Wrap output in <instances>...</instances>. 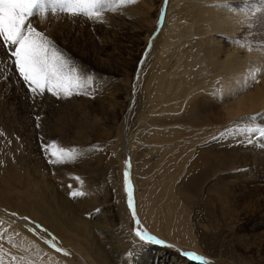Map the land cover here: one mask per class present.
<instances>
[{"label": "rangeland", "instance_id": "obj_1", "mask_svg": "<svg viewBox=\"0 0 264 264\" xmlns=\"http://www.w3.org/2000/svg\"><path fill=\"white\" fill-rule=\"evenodd\" d=\"M164 3L163 0H134L129 4L110 2L104 6L98 19L91 20L83 16H71L59 11L53 13L50 6L46 15L41 16L38 13L31 17L30 22L33 27L53 40L64 51L65 55L71 56L80 72L84 76H91L92 81L86 89L87 94L73 95L71 100L57 99L46 93L42 98L36 100V112H33V106L29 105L26 89L20 81L18 73L10 64L6 50L0 48V139H5L4 143L8 145L10 148L8 151L11 153L9 156L7 150V152L0 150V164L2 156L6 155L7 158H12L13 172L16 173L14 170L19 168L22 171L24 164L22 158L25 157L23 153H26V157L29 156L27 159L28 168L29 166L33 167V160H38L46 166L45 179L40 177L41 174H36L43 182L41 187L44 190H46L45 185H54L53 187L59 195L81 192L83 193L82 197L87 196V199L88 197L95 199L94 206L99 215L96 213L98 217H91V220L97 221V224L101 225L102 228L106 227L95 230L96 226H92L95 238L101 241L100 236L106 234L102 231H109L113 234L112 238L117 237V239H113V243L119 251H122L121 257L119 255L114 256L115 253L109 252L106 264L107 262L108 264H140L146 258H151L154 261L162 256V251L163 254L167 253L166 255L170 256L168 263L171 264H186V262L188 264H203V262L193 261L184 256V252L200 255L207 264H244L240 259L247 262L248 256L255 259V264H264V161H261L264 160V134H262L264 132V108L254 113L236 116L226 121L224 125L213 121L219 129L223 127L227 131L229 134L227 138L234 140L231 143L234 145L231 152L236 153H232L235 162H237V152H240L238 154L240 160L236 163L238 167L218 174L219 177L226 176L224 177V185L217 186L234 191L231 196V204L232 207H235V212H231L233 216L237 214V217L235 218L236 221L228 220L227 215L224 217L228 205H224L217 196L215 197L214 202L218 206L216 210H213L214 212L212 211L215 227L207 234L219 236L216 245L220 250H218L216 258L213 257L215 255L213 252L205 250L203 246L201 249L204 252L201 253L194 249L179 247L167 239H162L150 231L142 222L139 225L141 229L164 241V243L149 244L137 237L138 245L139 241L144 244L139 248L132 242L126 231L125 220L127 216L130 221V228L134 233L137 227L132 216V210L128 206V186L133 189L132 202L139 219V198L136 192L138 181H136L135 171L138 164L137 155L145 151L146 148V142L143 140L141 143L143 136L138 132L143 123L142 112L133 113V103L137 99L136 97H141L142 108H145L147 100L144 98L146 94L154 96L155 76L160 70L167 69L166 65L161 68L165 62L171 68L170 70L167 69L168 71L174 68L173 64L175 63L185 66V69L179 67L178 72L180 73H183L186 68L198 71L200 64L194 66V62L196 59H200L202 52L210 49L215 52V61H221L225 59L226 51H231L233 48L232 51H235L237 55L246 58V62L251 64V69L254 71L249 78L250 81L251 78L253 81L255 80L252 82L253 85L251 84L250 91H255L256 85L258 83L262 85L264 82V4L261 3V0H228V2L208 0V3L204 4L202 0H171V9L168 15ZM208 4L213 5L218 13L220 10L229 8L233 14L231 20L235 26L231 30L228 29V25L227 28L226 25L225 28L218 26L221 31L215 29L210 32L207 30V26L203 24V20L198 19L192 23V15L197 7L201 8L204 5L207 7ZM122 20L132 23L133 29H131L132 26L124 27L121 24ZM106 21L113 22L110 25ZM230 31L232 32L230 33ZM197 33L198 35H195ZM149 35L152 36L146 40L147 42L144 41ZM201 35L202 38L199 37ZM201 39L207 40L208 45L201 44ZM234 41L238 42L237 46ZM148 42L149 45H147ZM239 48L241 49L238 50ZM222 51H225L224 54ZM246 53L249 54V57ZM128 95L131 97L129 98ZM93 96L95 98H92ZM82 109L86 110V115L80 114ZM171 113L174 112H168V115ZM146 114L147 112H145ZM182 114L176 113L177 117L174 116L175 114H171L170 117L178 121ZM35 115L40 116L38 129L34 119ZM221 115L222 113L218 112V116L221 117ZM85 118H88V123L78 124L80 123L79 120ZM176 125L173 126H179ZM230 125H233L232 128ZM189 128L186 124L181 125L174 134H186L189 132ZM197 128L200 130L199 127ZM84 132L88 139L86 141L81 138ZM15 134L16 136H14ZM239 135L240 137H238ZM14 137L16 138L14 139ZM28 137L32 139L29 140ZM216 137L221 138L220 141L224 139L221 133L217 134ZM183 138L185 139L186 136L184 135ZM201 140L198 138L191 140L188 145L189 149L193 152V142L200 145ZM6 141L12 142L9 145ZM41 141L47 143L55 141L60 147L73 151L76 154L75 159L64 164L50 165L41 152ZM218 144L220 143L218 142ZM201 145L207 146L206 142ZM247 147L249 148L247 149ZM252 150L256 154H251ZM249 151H251L250 154ZM241 152H247L246 154L252 158L242 161ZM15 157L17 158L15 159ZM252 159H254V163ZM259 166L263 167V172L258 169ZM1 167L0 165V172L5 173ZM125 171L129 173L127 184L124 179ZM111 173L118 186L122 184L123 180V193H119L115 189L114 182L110 178ZM85 179L86 181L83 182ZM8 180L3 173H0V189L6 191ZM63 181H66L67 184ZM59 186L61 188L58 189ZM78 187L79 189H77ZM65 188H68V192L64 190ZM34 192L35 187L31 193L34 195ZM207 197L210 198V196ZM68 199L71 200L70 197ZM73 200L75 201L72 198L70 202ZM208 200L206 207L208 209L215 208ZM28 203L30 201L18 198V206H25ZM8 206L10 205L8 204ZM0 212L4 216L10 217L11 222H20L29 231L27 234L33 238L39 237L47 244V241L54 238L56 244L54 249L58 254L67 253L65 257L71 264H99L84 255L75 253L77 252L74 247L75 243H71L70 237L67 238L68 235H71L70 232L62 233L63 237H59L48 227L46 228L44 224L36 222L27 213H19L18 215L15 212L17 214H12L6 207L1 208ZM32 212H36V207L33 208ZM100 213L103 214V217H100ZM69 214L66 213L64 223L59 224L64 230L67 228L66 225H69L71 218H74L72 214ZM24 224L34 226L37 230L33 231L37 233L30 235L32 233L29 230L30 227ZM9 227L7 225V228ZM29 236L26 238L32 239ZM57 249H62V251H57ZM29 254L19 260H15V256L8 258L10 260L14 258L15 263L22 264H65L61 261L60 255L50 259L45 256L34 258ZM123 258L124 260H122Z\"/></svg>", "mask_w": 264, "mask_h": 264}, {"label": "bare ground", "instance_id": "obj_2", "mask_svg": "<svg viewBox=\"0 0 264 264\" xmlns=\"http://www.w3.org/2000/svg\"><path fill=\"white\" fill-rule=\"evenodd\" d=\"M223 1L228 2V0H222V2ZM163 2H165V0H163ZM206 2L208 3V0H202L203 4ZM165 8L166 14L168 15L169 10L171 9V0H167ZM232 15L233 14L229 8L220 10V13H218L215 11L213 5L208 4L207 7L206 5L201 6V8L197 7V10L192 15V23L201 19L203 20V24L207 26V30L210 32H213L215 29L221 31L218 26H223L225 28V25L226 28L228 25V29L231 30L232 27L235 26L231 20ZM106 22L110 24L113 21ZM121 22L124 27L132 26V23L130 24L124 20ZM131 29H133V26ZM231 32L232 31H230V33ZM195 35H198V33ZM202 35L204 36V34ZM202 35L199 37L202 38ZM151 36H146L144 41ZM207 40L201 39L200 43L208 45ZM234 42L237 46L238 42ZM147 45H149V42ZM240 49L241 48L238 50ZM232 50L226 51L225 59L221 61H215V52L210 49L202 52L200 59H196L194 62V66L200 64L198 71L186 68L183 73H180L178 72L179 67L185 69V66H181L180 63H172L174 68L171 71H168L167 69L170 70L171 68L168 67L165 62L161 68L166 65L167 69H162L163 72L160 70L161 72L159 71L156 74L157 76H155L156 86L155 93H153L154 96L152 97L151 94H146V97L144 98V100H147L145 108H142L143 101L141 100V97H136L137 99L133 103V113L138 114V112H142L141 118L143 123L139 127L138 132L143 136L141 143L143 140L146 142L145 151H142L141 154L137 155L138 164L135 171L136 181H138L136 184V192L137 197L139 198L140 222L144 223L150 231L159 235L160 238L167 239L179 247L194 249L195 251L202 253L204 251L201 249V246H203L205 250L215 254L213 256L214 258H216L215 256L218 253V250H220L216 245L219 236H212L207 234V232L210 233L215 227V221L212 219L214 217V215L212 217V211L216 210V207L218 208L214 202L215 197L217 196L224 205H228V210L223 215L224 217L227 215L229 218L228 220L230 221H236L235 218L237 217V214L233 216L231 212H235V207H232L231 204V196L234 194V191L226 187L217 186L220 184L224 185V177L226 176L219 177L218 174L238 167L236 163L240 160V157L238 156L240 153L239 151L237 152V162H235L232 155V153L234 154L235 152H231L234 149V145L231 144L234 140L227 138L229 135L227 131L223 129V127H220L219 129L214 122L224 125L226 121L231 120L236 116L246 113H254L259 111V109L264 108V82L262 85L258 83L255 91H250L251 84L255 81H253L252 78L251 81L249 79L254 72L251 69V64L246 62V58L237 55V53ZM224 52L222 51L223 54ZM246 54L247 56L249 55L248 53ZM128 97L130 98L131 95H128ZM129 98L127 99L129 100ZM71 99L72 98H69V100ZM145 112H147L148 115H145ZM168 112H174L171 114H175V117H177L176 113H179L180 115L181 113L183 114L178 121H175L170 117L171 114L168 115ZM218 112L222 113L221 117L218 116ZM80 114L86 115V110H83ZM79 121L80 123L78 124H86L89 122L88 118ZM175 124L179 126L176 125L177 127H174L173 125ZM185 124L190 127L189 132H185L186 134L181 132L182 135H175L174 133L178 130L177 128ZM197 127H199L200 130H198ZM219 133L223 134V141H220L221 138L219 139L216 137ZM184 135L186 138L182 139ZM14 136H16V134ZM238 137H240V135ZM15 138L16 137H14V139ZM81 138L85 141L88 140L85 132ZM197 138L198 140L203 138V140L200 141V145H196V143L193 142L192 146L194 151L192 152L188 147L189 142ZM28 139L31 140L32 138L28 137ZM4 140L0 139V150L8 151L10 148H8V145H5ZM11 142L6 141L8 144ZM205 142L207 146L201 145ZM218 142L220 144H218ZM15 144H17L16 141ZM137 145L139 146V144ZM248 148L249 147H247V149ZM253 151L254 150H252V153L249 151V154H256V152L253 153ZM21 153L23 152L21 151ZM246 153L247 152H241L242 161H246L247 158H252ZM8 154L11 156L10 151H8ZM23 154L25 156L22 158L24 159L23 170L20 171V168L16 169L14 170L16 173L13 172L12 158H7L6 155L1 158L0 165L3 167L1 168L5 173H0H3L5 177L9 179V182L7 183L6 191L0 189V210L1 208L6 207L12 214L15 212H17L18 215L19 213H27L31 215L32 219L44 224L46 228L48 227L59 237H63L61 235L62 233L70 232L71 235H68L67 238L69 239L70 237L71 243H75L74 247L77 251L75 253H79L78 255L81 256L84 255L99 264H106L109 252L111 254L115 253L114 256L119 255L121 257L122 251H119L118 247L113 243V239L115 240L117 237L112 238L113 234L111 232H104L100 229L103 233H106L100 236V238H102L101 241L95 238V233L93 234L92 228L94 226H96L95 230L102 228L101 225L97 224V221L95 222L94 220H91V217H98L99 215L94 206L95 199L92 197H88L87 199V196L82 197L81 195L73 198L71 194L68 195L65 193L64 195H59L55 190V187H53L54 185L46 186L44 184L46 187V190H44V188L41 187L43 182L38 178L39 175L36 174H41L40 177L45 179L46 175L44 174L47 171L46 166L44 164L42 165L38 160H33V167L29 166L28 168L27 159L29 156L26 157L27 154ZM16 158L17 157H15V159ZM260 160L261 159L259 158V162ZM253 161L254 159H252V162ZM261 161L263 162L264 160L262 159ZM263 167L258 169L263 172ZM110 178H112L117 192L123 193V180L122 184L118 186L115 183L116 180L112 177V173ZM85 181L86 179L83 180V182ZM63 182L67 184L66 181ZM83 185L84 184H82V186ZM34 187L35 192L33 195L31 192ZM79 187L77 189H79ZM59 188L61 187L59 186L58 189ZM64 190L68 192V188H65ZM207 196H210V198ZM69 197L71 200L72 198L75 199V201H72L74 203L70 202L71 200L68 199ZM18 198H22L25 201L28 200L30 203L25 206H18ZM207 199H209L208 201L211 202L215 208L208 209L206 207ZM8 204L10 206H8ZM34 207H36V212H32ZM66 213L72 214L74 218H71L69 225H66L67 228L64 230L59 224L64 223ZM96 213H98V215ZM100 214V217H103V214ZM11 220L10 217L4 216L0 212V238L2 237V240L0 239L2 241L0 243V264H22L19 262L15 263L14 258L10 260L8 257L15 256V260H19L29 253V256L34 258H42L45 256L54 259L56 255H60L62 259L58 258L61 259L63 263L71 264L68 258L65 257L67 256L65 253L58 254L52 245H48L49 243L47 244L39 237L33 238L29 236L26 227L22 226L20 222H11ZM7 225L10 227L7 228ZM24 225L30 227L29 230L32 231L31 234L29 233L30 235L37 233L33 231L37 230L34 226H31L30 224ZM125 225L127 229L126 231L132 242L141 248L144 244L139 241L138 245V238L130 228L128 216L125 220ZM26 236H29L32 239L28 237L26 238ZM224 251L227 253L229 252L228 250ZM163 253L164 252L162 251V256L159 259L156 258L153 261L151 258H146L145 260H142L140 264H171L168 263L170 256L166 255L167 253ZM230 258L232 259L231 256ZM122 260H124V258ZM240 260L244 264H255V259L250 256H248L247 262L243 259ZM186 264L188 263L186 262Z\"/></svg>", "mask_w": 264, "mask_h": 264}, {"label": "snow or ice", "instance_id": "obj_3", "mask_svg": "<svg viewBox=\"0 0 264 264\" xmlns=\"http://www.w3.org/2000/svg\"><path fill=\"white\" fill-rule=\"evenodd\" d=\"M110 2L131 3L134 0H0V48L6 50L10 64L18 73L26 89L29 105L33 106V112H36V100L46 93L57 99L87 94L86 89L90 86L92 77L84 76L72 57L65 55L53 40L34 28L30 18L38 13L41 16L46 15L50 6L53 13L59 11L90 20L98 19L104 6ZM261 3L264 4V0H261ZM34 119L38 129L40 116L35 115ZM40 149L50 165L64 164L75 159L73 151L60 147L55 141L51 143L41 141ZM124 179L127 184L129 181L127 171L124 172ZM71 195L75 198L83 193L73 192ZM127 195L128 206L132 210L137 226L136 237L149 244H163L164 241L139 227L141 222L133 206V189L130 186L127 187ZM47 242L51 243L53 248L56 247L54 238ZM183 255L193 261L207 264L204 258L196 253L184 252Z\"/></svg>", "mask_w": 264, "mask_h": 264}]
</instances>
